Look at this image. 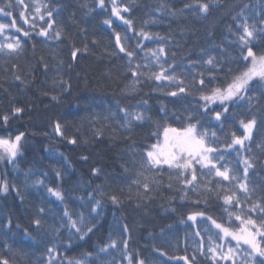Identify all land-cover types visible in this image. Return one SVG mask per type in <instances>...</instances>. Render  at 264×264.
I'll list each match as a JSON object with an SVG mask.
<instances>
[{"label":"trees","instance_id":"1","mask_svg":"<svg viewBox=\"0 0 264 264\" xmlns=\"http://www.w3.org/2000/svg\"><path fill=\"white\" fill-rule=\"evenodd\" d=\"M12 2L0 23L15 19L17 27L0 34V44L19 38L21 48L0 51V137L24 135L16 157L0 160V185L8 186L0 191V264H260L243 244L228 260L223 252L214 260L209 248L237 247L217 238L213 220L233 230L241 226L236 215L264 223V80L250 82L227 112L201 97L250 66L248 47L264 55V0H24L27 9ZM245 24L254 26L247 47ZM162 67L175 78L156 80ZM253 119L251 139L229 148L233 135L245 136L241 121ZM190 124L207 133L217 167L235 179L196 164L197 179L186 184L191 170L149 166L147 152L164 129ZM233 193L238 204H226ZM193 214L202 215L189 220Z\"/></svg>","mask_w":264,"mask_h":264},{"label":"snow or ice","instance_id":"2","mask_svg":"<svg viewBox=\"0 0 264 264\" xmlns=\"http://www.w3.org/2000/svg\"><path fill=\"white\" fill-rule=\"evenodd\" d=\"M15 3L17 5H24L25 9H27L28 5L24 4V0H15ZM101 5L103 4V0H100ZM12 8L13 2L12 0H6V3L2 6H0V13H2L5 17L12 16V12L5 11V8ZM200 9L202 12L207 13L209 9V4H201ZM36 13H40L41 8L36 6L35 7ZM113 12L116 15H120L119 10L116 8H113ZM49 17L52 16V12L48 11L46 13ZM21 17L24 19L25 23H28L27 16L25 12L20 13ZM40 19L43 20L44 16L41 15ZM123 19V17H121ZM127 24H131V21H125ZM107 23V21H106ZM16 21L15 19L12 20L11 24H4L0 23V34L4 33L5 30L9 28H16ZM52 24H48V28H51ZM17 31H22V29L17 28ZM243 31L244 35L240 36V41L247 47L248 45V39L252 38L254 36V26L250 28L247 24L243 25ZM29 32L24 31V36H28ZM39 35L41 36H48V30L45 28H41ZM57 37L60 35L59 32L56 33ZM147 35V34H145ZM120 38L117 34V43L119 44ZM21 48V40L19 38H16L13 42L6 43V44H0V51H3L4 49L9 50L10 52H16ZM121 51H124L123 46H121ZM164 49L160 48L159 53H163ZM73 57L76 56V52L74 51L72 53ZM127 55L129 57L133 56L132 52H128ZM153 55H157V53H153ZM159 59V57L157 56ZM249 58L251 59L250 66H248L245 70L239 72L237 75H235L230 82L226 84L224 87H216L211 89L210 94L203 95L201 98L206 102L207 104L215 103L216 101H219L222 105H225L224 111L227 112V106L226 103L233 101L234 98H243L242 93L249 90V84L254 79L259 78V80H264V55L257 56L251 47L247 48V55L243 57L245 61H248ZM209 64L213 63V60L210 58L208 60ZM139 67V66H137ZM137 75L136 72H133V76L135 77ZM154 78L156 80H172L175 77L174 76H167L165 75V70L163 67L161 68V71L159 74H153ZM19 79V77H17ZM181 83H183L181 81ZM200 85H204V80H200ZM180 92H184V88L179 89ZM171 95L175 96L176 93L173 92ZM55 99V97H54ZM207 110V109H206ZM16 113H19L22 111L21 108H16L14 110ZM124 111L125 116L132 115L135 120H141L143 119V115L136 113V114H130L126 109H122ZM221 113L216 112L215 117L217 120L221 119ZM3 120L6 122L8 120L7 116L3 117ZM255 120H250L247 123H244L241 121V124L245 130L246 135L241 136H235L233 135L232 143L228 145L229 148L233 147V145H241L243 146L245 140H248L251 138L252 129L255 125ZM55 131L57 133H61V126L59 122L55 125ZM23 133H20L15 137L14 140L11 139H5L0 137V150L4 154H6L10 159L16 157L17 153L20 150V141L23 137ZM207 133H201L197 131L196 125L190 124L188 127L178 130L174 128H165L164 129V138L163 143H158L152 146V150L147 152V161L149 166H161V165H167L169 168H174L177 171L183 170L184 172H187L191 170L192 175L191 179L185 178L186 184H192L196 179V172H195V164H199L201 168H207L210 172L215 170V175L219 177H223L224 180H231L235 179L234 176H230V170L227 167H224L223 170H221L220 167H217L216 163H214L215 156H218V152L215 148L207 146L205 136ZM215 134L213 133V136ZM71 143H75V140L70 141ZM215 154V155H214ZM2 158V157H0ZM220 159H223V157H220ZM246 167L244 169L245 175L247 174L248 168L252 165L245 160L244 161ZM95 171V170H94ZM145 188H148V184H144ZM239 189L242 190L245 194L248 193L249 189L246 185V183H241L239 185ZM0 191L7 192L8 186L6 183L3 185H0ZM49 191H53L49 189ZM54 195L57 197H61V193L58 191L54 192ZM112 201L114 203L118 202L117 198L115 196L111 197ZM224 201L228 205H234L238 204L239 197L236 196L235 193L232 195H226L224 197ZM99 203V202H97ZM259 206H253L250 211L257 210ZM95 211V209H93ZM261 211H264V209H261ZM67 214V213H66ZM197 215L202 214H193L188 217L189 220H195ZM211 219V218H209ZM235 219L240 221V228L238 230H233L231 227L225 226L224 224L217 223L215 220L212 221V223L215 225V228L219 230L217 233L218 239H227L231 237L232 240L236 241V249L232 247H228L226 252L222 248L218 247H210L209 252L213 254V259L215 260L217 255H220L221 252H223V255H220L221 259L228 260L233 259V252L239 250V246L241 244L246 245L250 251L249 255L253 257V259L256 258H264V223L257 226V222L254 219L251 218H243L240 215H236ZM35 223L37 225L40 224L39 220H36ZM72 226L76 227V221H72ZM77 232H80V228H76ZM92 228H88V232H91ZM115 242H113L114 246ZM127 242L125 241V245ZM50 253L53 251L52 248L48 250ZM90 255V254H89ZM131 261V257L129 258ZM187 259V257H185ZM3 264H8L7 260H3ZM76 264H84L83 261H77ZM138 264H144L143 261H139ZM233 264H235V261L233 259ZM260 264H264V259L260 260Z\"/></svg>","mask_w":264,"mask_h":264},{"label":"rangeland","instance_id":"3","mask_svg":"<svg viewBox=\"0 0 264 264\" xmlns=\"http://www.w3.org/2000/svg\"><path fill=\"white\" fill-rule=\"evenodd\" d=\"M113 8H116V9H118L119 10V13H120V15H116L115 14V17L116 18H118V19H120V20H122L121 19V17H124L123 16V9H121V8H118V7H115V6H113ZM245 93V92H244ZM243 94V93H242ZM235 99L236 98H234V100L233 101H235ZM231 102V101H230ZM215 103H218V104H221L219 101H216ZM227 103H229V102H227ZM226 103V104H227ZM213 104V103H212ZM168 128H174V127H168ZM197 128V127H196ZM254 128V127H253ZM174 129H178V128H174ZM182 129H184V128H182ZM182 129H178V130H182ZM252 134H253V129H252V133H251V137H252ZM245 135H246V133H245ZM163 138H164V133H163V135H162V138L159 140V142H157L156 144H158V143H163ZM6 139V138H5ZM251 139V138H250ZM250 139H248V140H245V142H247V141H249ZM12 140V139H11ZM14 140V139H13ZM244 142V143H245ZM155 145V144H154ZM207 146H209L208 144H207ZM210 147V146H209ZM151 150V149H150ZM149 150V151H150ZM19 153V152H18ZM17 153V154H18ZM6 154H4L3 152H2V150H0V157H3V158H6ZM7 158H9L8 156H7ZM10 159V158H9ZM12 159V158H11ZM14 159V158H13ZM0 160H1V158H0ZM214 163H216L215 161H214ZM196 165V164H195ZM194 165V166H195ZM199 165V164H198ZM58 192H60L59 190H58ZM56 196V195H55ZM57 197V196H56ZM58 198H61V197H58ZM231 238V237H230Z\"/></svg>","mask_w":264,"mask_h":264}]
</instances>
